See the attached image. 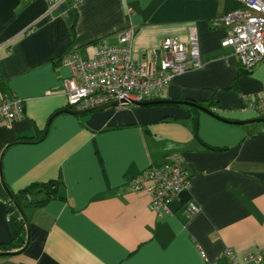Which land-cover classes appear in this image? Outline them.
I'll use <instances>...</instances> for the list:
<instances>
[{"label": "crops", "instance_id": "crops-1", "mask_svg": "<svg viewBox=\"0 0 264 264\" xmlns=\"http://www.w3.org/2000/svg\"><path fill=\"white\" fill-rule=\"evenodd\" d=\"M237 7L234 0H54L52 7L0 0V99H19L23 108L20 120H0V186L16 194L60 183L58 198L30 206L45 198L36 189L21 202L28 246L0 264H206L201 252L229 264L228 249L245 264L264 251V122L228 124L185 105L54 115L67 109L66 56L91 59L130 27L138 60L165 38L187 43L194 28L201 68L175 76L152 100L257 119L249 98L264 91V62L238 78V58L221 46L226 31L217 19ZM20 138L31 143L8 147ZM171 154L183 159L189 185L158 215L129 182ZM189 203L199 209L192 216L184 213Z\"/></svg>", "mask_w": 264, "mask_h": 264}, {"label": "built area", "instance_id": "built-area-1", "mask_svg": "<svg viewBox=\"0 0 264 264\" xmlns=\"http://www.w3.org/2000/svg\"><path fill=\"white\" fill-rule=\"evenodd\" d=\"M49 7L54 0H43ZM238 7L217 19L225 29L223 48H230L242 69L252 71L264 62V0H234ZM74 5L78 0H73ZM133 28L123 31L118 45L100 44L91 59H81L70 54L62 59V65L70 70V77L64 81L68 109L83 111L118 103L116 108L133 107L157 97L178 75L201 68L198 37L191 28L187 43L173 38L161 41L157 50L144 52L138 60L131 56ZM250 108L264 118V91L249 98ZM23 117L22 102L19 99H0V120L6 124ZM178 154L167 156L160 165H151L129 182L134 192L149 198V208L155 214L167 210V205L189 185V176L182 166ZM194 203L184 210L188 216L198 212ZM264 251L250 253L244 263L260 264ZM206 264L209 262L203 252ZM224 256L229 264H238L231 250Z\"/></svg>", "mask_w": 264, "mask_h": 264}, {"label": "trees", "instance_id": "trees-1", "mask_svg": "<svg viewBox=\"0 0 264 264\" xmlns=\"http://www.w3.org/2000/svg\"><path fill=\"white\" fill-rule=\"evenodd\" d=\"M250 72L251 71H246V70L241 68L240 73L238 74V78L241 75H243L245 73H250ZM153 101H158V100L157 99L156 100L155 99L154 100H148V101H146V103H148V104L146 106H143V107H158V106H167V105L182 106V105H184V104H181L179 102H187V103H192V104L200 106L199 104L194 103L192 101H176V100H159V101H166V102L159 103V104H149ZM185 107H187L192 113L197 114L199 112V110L196 107H193L191 105L185 104ZM67 109H68V106H67ZM208 109L210 110V108H208ZM256 118L260 119V116H256ZM194 121L196 123V121H197L196 116L194 118ZM40 140H38L37 142H39ZM27 143L29 144L31 142L25 138H20V139H17V140H14L13 142H11L8 147L13 146V145H18V144H27ZM59 184L60 183L58 182V180H50V181L42 183V184L33 183V184H30L29 186L25 187L24 189L19 190L18 193H16V194L13 193V196H14V199L16 200V202L18 203V205L20 206V208L23 210V205L21 204V202L23 200L28 201L29 196L32 194V192L35 191L36 189H39L40 191H42L44 193L45 198L39 202H32L29 205L30 206H41L44 203H46L47 201H49L50 199H55V198L59 197V195H58ZM0 202H3L6 205V208L8 210V214H7L8 225H9L10 232L12 235V243L9 246L1 247L0 252H14V251L21 250L25 247V245L27 243V236L28 235H27L26 223L21 218L19 212L17 211V209L14 206V204L12 203V201L9 199L4 188L1 186H0Z\"/></svg>", "mask_w": 264, "mask_h": 264}, {"label": "water", "instance_id": "water-1", "mask_svg": "<svg viewBox=\"0 0 264 264\" xmlns=\"http://www.w3.org/2000/svg\"><path fill=\"white\" fill-rule=\"evenodd\" d=\"M166 101H153L149 104H159V103H164ZM168 102V101H167ZM181 104H186V105H191L193 107H196L200 112H203L211 117H213L214 119L224 122V123H228V124H235V125H244V124H248V123H256V122H264V118H260V119H254V120H250V121H230L227 119H224L218 115H216L214 112H212L211 110L202 107V106H198L192 103H187V102H179ZM148 103L144 102V103H139V104H135V106L138 107H143L146 106ZM118 105V103H112L109 105H105V106H101L98 108H94V109H88V110H83V111H76V110H71V109H66L63 110L62 112H58L54 115H58L61 113H66V114H70V115H85L94 111H98V110H102L108 107H116ZM53 116L49 119L48 124H47V128L50 127L51 125V121H52ZM2 186L4 188V190L6 191L9 199L12 201V203L14 204V206L16 207L17 211L19 212L21 218L25 221L26 223V229H27V243L25 245V247L21 250L15 251V252H0V257L1 256H9V255H17L20 254L24 251V249L27 247L28 245V240H29V230H28V224L26 221V217L24 215L23 210L20 208V206L18 205V203L16 202V200L14 199L13 193L8 189V187L4 184L3 181H1ZM7 214H8V210L6 208V205L3 202H0V248L1 247H6L9 246L12 243V235L10 232V228L8 225V218H7Z\"/></svg>", "mask_w": 264, "mask_h": 264}, {"label": "rangeland", "instance_id": "rangeland-1", "mask_svg": "<svg viewBox=\"0 0 264 264\" xmlns=\"http://www.w3.org/2000/svg\"><path fill=\"white\" fill-rule=\"evenodd\" d=\"M1 249V248H0ZM263 264H264V262H263Z\"/></svg>", "mask_w": 264, "mask_h": 264}]
</instances>
